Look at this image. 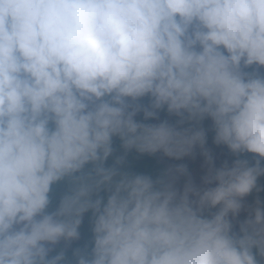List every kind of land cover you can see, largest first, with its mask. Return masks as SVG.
I'll return each instance as SVG.
<instances>
[{
	"label": "clouds",
	"instance_id": "clouds-1",
	"mask_svg": "<svg viewBox=\"0 0 264 264\" xmlns=\"http://www.w3.org/2000/svg\"><path fill=\"white\" fill-rule=\"evenodd\" d=\"M261 68L264 0H0V264H264ZM196 148L199 185L122 167Z\"/></svg>",
	"mask_w": 264,
	"mask_h": 264
},
{
	"label": "trees",
	"instance_id": "trees-1",
	"mask_svg": "<svg viewBox=\"0 0 264 264\" xmlns=\"http://www.w3.org/2000/svg\"><path fill=\"white\" fill-rule=\"evenodd\" d=\"M247 70L251 71L252 69L250 68ZM140 102L143 104H147L148 103L147 97L143 98ZM141 118H142V114L138 116V120ZM165 119L169 120V122H174L176 118L174 116H169L165 111L162 110L158 114L157 120H149L147 122L158 123L161 120H165ZM213 138H214V132L211 130L210 127V129L206 131V145H205L206 148H208V146L216 145L213 143ZM218 146H224V145H218ZM113 148H114V153L112 157H109V160L107 161L108 164L112 163L115 156H119L123 154V150L120 147V141L118 138H113ZM194 154L198 155V157L193 158L191 160H189L187 157H184L181 160H174L165 157L162 153L159 152L153 155H148V154H140L137 153L135 150H132L127 153V156L125 158V163L122 165V167L124 170L130 171L134 174L143 173L155 178L165 169L183 164L188 168L189 175L192 178L193 172L199 166L198 161L202 158V155H200L199 148H196L194 150ZM184 182H185V177L181 176L177 181L178 187L182 189ZM260 183L262 188H264V177L260 178ZM62 190H63L62 186H58V185L53 186V207L58 202L59 194L62 192ZM101 195L104 194L102 193ZM261 196L264 197V192L261 193ZM212 211H215V209H213ZM90 217H91V213H86L84 215L79 229L80 238L77 241L72 242L67 249V254L70 258L72 251L76 248H84L86 245L89 250L91 248L92 233H91ZM234 230H237L235 225H234Z\"/></svg>",
	"mask_w": 264,
	"mask_h": 264
},
{
	"label": "rangeland",
	"instance_id": "rangeland-1",
	"mask_svg": "<svg viewBox=\"0 0 264 264\" xmlns=\"http://www.w3.org/2000/svg\"><path fill=\"white\" fill-rule=\"evenodd\" d=\"M259 71L261 72H264V68H261V69H258ZM142 114V113H138L137 116H136V119H138V116ZM202 127L205 128V130H209L210 127H211V121L210 120H205L202 122ZM212 157H213V160H214V164L215 166L219 167L221 164H223L224 162H227L229 165L232 163V161L234 159H236V157H234L230 151L227 149V147L225 146H218V145H214V146H208L207 148ZM198 157V155H192L190 157H187L189 160L193 159V158H196ZM241 158H246L248 159L250 162L252 161L253 159V155L252 154H244ZM199 162V166L197 167V169L193 172V175H192V181L199 185L200 184V181H201V177L204 175L205 173V165H204V158L202 156V158L198 161ZM255 195V194H254ZM254 195L253 196H249V197H246L245 200L247 203H251L254 199ZM246 216V213L245 212H241L238 219L239 220H242L244 219Z\"/></svg>",
	"mask_w": 264,
	"mask_h": 264
}]
</instances>
